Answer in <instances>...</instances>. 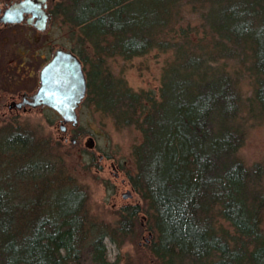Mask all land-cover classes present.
Instances as JSON below:
<instances>
[{"label": "trees", "instance_id": "16d2710c", "mask_svg": "<svg viewBox=\"0 0 264 264\" xmlns=\"http://www.w3.org/2000/svg\"><path fill=\"white\" fill-rule=\"evenodd\" d=\"M59 4L83 62L86 98L104 109L109 91L110 115L141 134L127 171L140 202L124 208L118 224L130 240L145 230L152 239L124 264H264V162L246 166L236 155L243 128L235 79L248 80L250 117H264V0ZM155 48L167 51L157 93L106 82L105 57ZM3 128L0 264H80L84 249L92 264H116L104 239L117 236L86 219L83 191L59 177L65 193L52 204L40 198L46 174L34 166L33 138ZM18 186L32 197L25 190L19 199Z\"/></svg>", "mask_w": 264, "mask_h": 264}, {"label": "rangeland", "instance_id": "374dc122", "mask_svg": "<svg viewBox=\"0 0 264 264\" xmlns=\"http://www.w3.org/2000/svg\"><path fill=\"white\" fill-rule=\"evenodd\" d=\"M69 32L71 31L68 30V26L58 23L57 31L44 36V41L48 44L53 43V47L68 42H74L75 45V38L72 34L69 35ZM165 46L167 47V43ZM86 53L91 55L89 49ZM232 61L233 58L226 61L228 68L234 64ZM166 63L167 51L163 52L155 48L129 59L107 56L103 60V68L106 82L120 80L126 82L135 91L157 93L162 68ZM235 79L242 85L239 91L237 115L243 128L242 141L236 155L246 166H252L264 162V117H250L247 97L251 91L248 80L237 76ZM109 93L108 91L106 94L110 97ZM109 97L105 98L106 102L103 105L105 110L87 99L88 103L85 101L77 111V126L69 125L72 133L70 138L76 139V143L59 138V115L49 109H44L38 114L9 116L5 122L0 119V128H16L33 138L36 144L33 149L31 148L32 157L36 158L34 166L42 170V174H46V178H41L39 182L43 191L40 198L45 200L46 197V201L52 204L57 196L65 193L64 188L57 186L56 179L59 177L64 180L60 179L62 182L74 185L83 191L86 219L100 228L105 227L107 233L117 236L115 240L109 237L104 239L108 259L115 261L116 264H124L127 258L135 256L136 245L141 246L152 239V232L145 230L139 235V239L134 238V240H130L127 235L122 236L119 232V214L124 212V208L140 202L139 196L128 182L127 171L133 173L132 147L140 143L141 134L133 126L116 123L108 110ZM88 136L93 138L94 148L90 150L86 147V143L89 142ZM99 155L104 158L99 160ZM112 164L118 170L116 177L111 168ZM8 167L10 168L11 165ZM25 190L28 191L27 198L32 197L30 188L28 190L18 186L15 193L19 194V199H24ZM127 190L131 191V196L122 198L121 193ZM34 191H36L35 187ZM143 218L146 220L139 215L140 220ZM261 227L264 232V216ZM146 238L149 240H145ZM80 264H92L85 249Z\"/></svg>", "mask_w": 264, "mask_h": 264}, {"label": "flooded vegetation", "instance_id": "af4514ba", "mask_svg": "<svg viewBox=\"0 0 264 264\" xmlns=\"http://www.w3.org/2000/svg\"><path fill=\"white\" fill-rule=\"evenodd\" d=\"M60 1L0 0V119L3 122L9 116L38 114L44 109L58 115L47 105L33 103L32 96L40 85V71L55 49L61 47L75 52L71 46L74 42L53 47V43L44 41V36L57 31L58 23L68 26L61 19ZM81 63L83 65L82 60ZM86 96L87 86L84 97L75 108L76 114L88 101ZM69 125L77 126L65 123V130L60 132L59 138L76 143L70 138ZM103 158L99 155V160Z\"/></svg>", "mask_w": 264, "mask_h": 264}, {"label": "water", "instance_id": "95a60500", "mask_svg": "<svg viewBox=\"0 0 264 264\" xmlns=\"http://www.w3.org/2000/svg\"><path fill=\"white\" fill-rule=\"evenodd\" d=\"M39 77L40 85L32 96L33 103H42L58 112L61 117L60 131L65 130L67 122L75 125L77 123L75 108L86 90V79L77 55L71 50L56 48L51 59L42 67ZM86 146L90 148L92 143L88 142ZM111 166L115 170L114 164ZM121 196L130 197L131 191L122 192Z\"/></svg>", "mask_w": 264, "mask_h": 264}, {"label": "bare ground", "instance_id": "6f19581e", "mask_svg": "<svg viewBox=\"0 0 264 264\" xmlns=\"http://www.w3.org/2000/svg\"><path fill=\"white\" fill-rule=\"evenodd\" d=\"M88 140H89V143H92V146L90 147V148H92L93 147V138L89 137Z\"/></svg>", "mask_w": 264, "mask_h": 264}]
</instances>
